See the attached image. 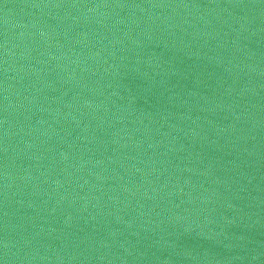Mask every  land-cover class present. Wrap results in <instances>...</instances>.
Returning <instances> with one entry per match:
<instances>
[{"label":"water","instance_id":"95a60500","mask_svg":"<svg viewBox=\"0 0 264 264\" xmlns=\"http://www.w3.org/2000/svg\"><path fill=\"white\" fill-rule=\"evenodd\" d=\"M0 264H264V0H0Z\"/></svg>","mask_w":264,"mask_h":264}]
</instances>
